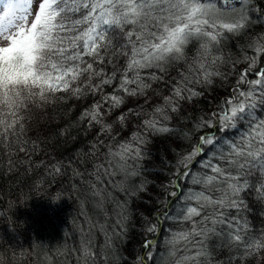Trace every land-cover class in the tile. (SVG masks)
<instances>
[{
  "label": "snow or ice",
  "instance_id": "1",
  "mask_svg": "<svg viewBox=\"0 0 264 264\" xmlns=\"http://www.w3.org/2000/svg\"><path fill=\"white\" fill-rule=\"evenodd\" d=\"M32 3L33 0H0L3 13L0 15V144H26L27 141L20 139L26 131L24 114L32 105L43 107L65 99L57 97L58 92L70 93L77 99L99 95L81 113V120H86L90 127L99 125L97 135H111L114 125L105 122L104 117L120 107L125 96L144 95L152 87L151 81L163 80L170 67L181 62L187 65L178 73L171 94L163 97V106L155 107L152 118L143 121V131L133 132L130 139L116 146H108L106 158L110 170L105 168L106 174H122L126 181L139 175L137 162L143 158L147 144L144 133L173 132L163 123L169 119L166 109L179 111L181 101L202 95L197 86L212 85L214 77L223 79L225 74L219 66L228 62L218 54L223 42L232 37L248 39L245 53L250 49L254 55L245 54L243 61L232 62L233 67L240 62H246L247 67L237 73L229 97L196 125L197 129L215 128V131L200 135L192 150L180 155L177 177L189 175L187 169L193 160L207 147L219 143L217 132H226L243 121H248L250 131L239 143L226 144L228 155L221 149L220 157L227 167L206 165L214 175H206L198 183L217 189L219 195L190 196V200H197L198 206L187 207L182 213L184 218L192 220L204 213V219L189 232L174 236L169 243L174 245L180 239L199 245L192 257L196 264H205L203 258L211 255L207 241L213 236L222 235L223 246L240 251L245 259L264 250V233L253 236L250 225L240 215L248 208L242 193L254 190L264 201V118L257 115L258 108L264 109V64H261L264 32L249 34L254 24L264 22V7L257 0H39L38 10L29 23ZM117 33L122 41L117 39ZM194 41L199 43V48L189 60L187 47ZM120 56L125 57L124 67L107 74L102 65L114 64ZM144 69H155L148 73L150 79L141 75ZM118 72L119 83L113 92L105 94L104 86H111ZM249 73H254L256 78L249 79ZM132 113L129 109L117 117V122L123 126ZM135 115L139 117L141 113ZM112 138L115 140V136ZM20 151L25 148L21 146ZM96 151L97 143H93L90 154L94 156ZM101 167L97 165L96 175ZM51 169L60 174L62 165L53 164ZM124 190L134 196L144 191V184ZM118 207L121 219L117 224L121 225L127 218L126 208ZM207 208L212 209L211 213L205 212ZM224 209H234L237 215L226 214ZM160 215L168 219L163 212ZM208 223L211 227L205 226ZM149 225V233L159 228V223L149 221ZM217 225H225L227 232L221 229L218 233ZM143 247L150 249L151 241H146ZM83 254L92 255L87 248ZM152 258L149 251L147 259ZM144 259L140 257L136 264H143Z\"/></svg>",
  "mask_w": 264,
  "mask_h": 264
},
{
  "label": "trees",
  "instance_id": "2",
  "mask_svg": "<svg viewBox=\"0 0 264 264\" xmlns=\"http://www.w3.org/2000/svg\"><path fill=\"white\" fill-rule=\"evenodd\" d=\"M257 3L264 7V0ZM261 32H264V22L254 24L249 34ZM117 39L122 41L118 33ZM248 42L246 37H232L223 42L218 54L228 61L219 66L224 78L214 77L212 85L197 86L202 95L181 101L179 111L173 113L166 109L169 119L163 123L174 131L144 133L147 144L143 158L137 162L139 175L127 181L122 174H106L105 168L110 170L106 158L108 146H116L130 139L133 132L143 131V121L152 118L155 107L163 106V97L171 94V87L179 79L178 73L187 65L181 62L170 67L163 80L151 81L152 87L144 95L125 96V102L104 117L105 122L114 125L111 135H97L99 125L90 127L86 120H81V113L99 95L77 99L70 93L58 92L55 95L65 99L43 107L32 105L24 114L26 131L20 137L27 143L0 144V264H136L142 256L145 257L143 264H196L192 257L199 245L180 239L174 245L169 241L182 232H189L195 223L204 219V213L192 220L185 219L182 213L189 206H198L197 200H190V196L204 193L215 198L219 195L217 189L198 181L214 175L206 167L209 163L227 167L220 151L223 149L224 155H228L226 144L239 143L247 136L248 121L237 123L226 132H217L219 143L207 147L193 160L187 169L189 175L178 178L176 163L181 154L192 150L200 135L215 131V128L197 129L196 125L201 117L210 116L229 97L238 79L237 73L247 67L246 62L235 67L232 62L243 61L245 54L254 55L250 49L245 53ZM198 48L199 43L195 41L187 47L189 60L196 56ZM125 62V57L120 56L114 64L102 67L110 75L114 68H123ZM152 71L155 69H144L141 75L150 79L148 73ZM119 75L118 72L111 86H104L105 94L114 91ZM252 78H256L255 74L249 73V79ZM129 109L133 113L121 126L117 117ZM135 113L141 115L137 117ZM257 115L264 118V109L258 108ZM93 143H97L94 156L90 154ZM21 146L25 151H20ZM56 163L62 165L60 174L52 172L51 165ZM97 165L103 166L98 175L95 174ZM142 182L144 191L134 196L124 190L132 186L139 188ZM98 191L100 195L95 194ZM172 191L175 196L169 194ZM242 197L248 208L240 215L250 225L252 235L260 236L264 233V201L251 189L242 193ZM120 205L125 206L127 218L118 225ZM211 211V208L205 209L207 213ZM224 211L237 215L234 209ZM149 221L159 223L155 233L147 231ZM205 226L211 227V224ZM216 227L218 233L221 229L227 232L225 225ZM146 241H151L150 249L143 247ZM207 245L211 255L203 258L205 264H264V250L245 259L240 251L223 246L222 235L213 236ZM86 248L92 253L89 257L83 254ZM149 251L151 260L147 259Z\"/></svg>",
  "mask_w": 264,
  "mask_h": 264
},
{
  "label": "rangeland",
  "instance_id": "3",
  "mask_svg": "<svg viewBox=\"0 0 264 264\" xmlns=\"http://www.w3.org/2000/svg\"><path fill=\"white\" fill-rule=\"evenodd\" d=\"M37 6H38V0H33V3L31 5V13L32 14L29 16V23H30L31 19H34V14L37 10ZM0 15H3V13L0 12Z\"/></svg>",
  "mask_w": 264,
  "mask_h": 264
}]
</instances>
